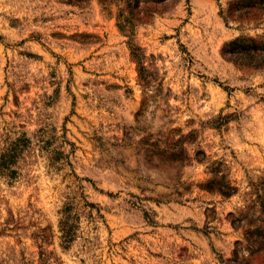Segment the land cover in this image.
Here are the masks:
<instances>
[{
	"label": "rangeland",
	"instance_id": "rangeland-1",
	"mask_svg": "<svg viewBox=\"0 0 264 264\" xmlns=\"http://www.w3.org/2000/svg\"><path fill=\"white\" fill-rule=\"evenodd\" d=\"M237 1L0 0V155L28 140L0 264H264V4Z\"/></svg>",
	"mask_w": 264,
	"mask_h": 264
},
{
	"label": "trees",
	"instance_id": "trees-1",
	"mask_svg": "<svg viewBox=\"0 0 264 264\" xmlns=\"http://www.w3.org/2000/svg\"><path fill=\"white\" fill-rule=\"evenodd\" d=\"M137 2L138 1L135 2L136 3L135 6H137ZM256 4L263 5L264 0H239L235 2V4H233L234 9H232L231 11L252 9L256 7ZM118 27L121 30H124L123 25H118ZM241 40L251 43V45L247 44L246 47L249 50H251L253 53L260 51V49L258 48V45L254 42L253 39H248V40L241 39ZM241 40L237 39L231 42L230 44L231 45H235L237 43L239 44ZM262 44L263 43H261V45ZM263 46L264 44L262 45V47ZM247 48L241 47L240 49H242L243 51H247ZM27 143H28V140L23 136L21 139H17L16 142L12 143L0 155V175L6 178L8 181H13L14 179L17 178V171L14 167L16 165L17 159L19 158V153L27 145ZM212 172L215 174V177L207 181L205 184L201 185V188L203 190H206L208 192H215L227 199L237 193L238 191L237 187L233 186L229 180H226L225 176L216 177L219 172L218 169H213ZM263 181H264V178L262 182L256 185L255 194H256L257 201L259 202L260 206L262 207L264 211V183ZM61 213H62V218L60 221V231H61L62 244L68 245L74 240V237L76 235L77 217H73L72 215H70L71 208L69 207H66ZM259 245L260 246L264 245V238L262 241H260Z\"/></svg>",
	"mask_w": 264,
	"mask_h": 264
}]
</instances>
